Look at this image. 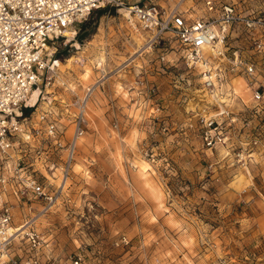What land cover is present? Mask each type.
I'll return each mask as SVG.
<instances>
[{
	"label": "rangeland",
	"instance_id": "374dc122",
	"mask_svg": "<svg viewBox=\"0 0 264 264\" xmlns=\"http://www.w3.org/2000/svg\"><path fill=\"white\" fill-rule=\"evenodd\" d=\"M119 1L76 23L71 41L59 39L54 72L39 80L29 112L51 106L70 135L65 109L72 115L73 102L87 95L84 131L57 198L13 208V225L30 220L41 244L27 251L22 233L8 255L18 262L26 254L68 260L81 253L89 264H264V150L236 155L257 127H229V148L205 145L197 115L210 97L197 70L170 34L145 42ZM152 1L170 7L178 0ZM220 1L264 13V0ZM200 5L182 0L193 14ZM233 84L247 100L244 79ZM240 107L238 98L233 109Z\"/></svg>",
	"mask_w": 264,
	"mask_h": 264
},
{
	"label": "built area",
	"instance_id": "2783aa9c",
	"mask_svg": "<svg viewBox=\"0 0 264 264\" xmlns=\"http://www.w3.org/2000/svg\"><path fill=\"white\" fill-rule=\"evenodd\" d=\"M114 1L0 0V259L6 256L4 260L13 264H89L81 253L68 260L26 254L18 262L8 255V247L17 236L12 231L14 206L32 207L33 201L52 203L57 198L73 169L84 131L85 99L73 102L72 115L65 109L72 125L66 135L64 117L51 106L40 108L35 116L29 112L34 105L29 95L39 87L44 72L47 77L54 72L58 40L66 44L76 34L74 30L68 38L65 32L93 9ZM118 4L128 23L145 33V42L152 45L170 34L184 63L197 70L210 97L197 115L205 145L229 148L233 144L229 127H257L239 141L242 149L236 155L249 158L255 149L264 150V13L243 12L220 0H203L199 14L190 12V6L183 8L182 0L170 7L152 0ZM235 76L244 79L247 100L232 89ZM238 98L241 107L235 110ZM50 178L59 182L47 183ZM23 233L27 251L38 248L40 233L30 225Z\"/></svg>",
	"mask_w": 264,
	"mask_h": 264
},
{
	"label": "bare ground",
	"instance_id": "6f19581e",
	"mask_svg": "<svg viewBox=\"0 0 264 264\" xmlns=\"http://www.w3.org/2000/svg\"><path fill=\"white\" fill-rule=\"evenodd\" d=\"M125 15V14H124ZM72 31H74V29H70V30H67L66 32H65V34L68 36V38H71L72 37V35H73V32ZM75 32V31H74ZM51 52V51H50ZM54 64L55 65H57V63L55 62V60H54ZM237 78H242V77H240V76H235L233 79H232V82H231V87H232V89L234 90V92H236L235 91V88H234V84H233V82H234V80H236ZM247 88V87H246ZM36 90V91H35ZM248 90V89H247ZM39 92H40V89H39V87H34L33 89H32V92L30 93V95H29V99H28V101L32 104V103H34L35 102V100H36V98H37V96L39 95ZM237 93V92H236ZM35 96V97H34ZM86 97H87V95H86ZM86 97L84 98V99H86ZM37 219V218H36ZM30 225V220L29 221H27V222H25V223H23V224H21V225H14L13 226V229H12V231H14V232H16V237L15 238H18V236L19 235H21L24 231H25V228L26 227H28ZM19 234V235H18ZM22 236H20L19 238H21Z\"/></svg>",
	"mask_w": 264,
	"mask_h": 264
},
{
	"label": "crops",
	"instance_id": "0c3cea01",
	"mask_svg": "<svg viewBox=\"0 0 264 264\" xmlns=\"http://www.w3.org/2000/svg\"><path fill=\"white\" fill-rule=\"evenodd\" d=\"M202 6L203 5H200V8H198L200 11L202 10ZM200 12H198V14H199ZM264 216V213H261L260 215H259V217H258V219H259V221L262 219V217ZM264 225V220H263V222H262V224H261V222H260V225L258 226L259 228L260 227H262ZM260 230V229H259Z\"/></svg>",
	"mask_w": 264,
	"mask_h": 264
}]
</instances>
